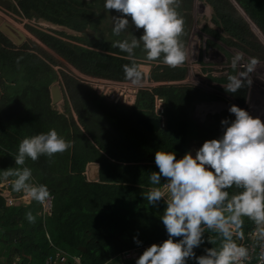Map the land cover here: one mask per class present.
I'll use <instances>...</instances> for the list:
<instances>
[{"label":"trees","instance_id":"obj_1","mask_svg":"<svg viewBox=\"0 0 264 264\" xmlns=\"http://www.w3.org/2000/svg\"><path fill=\"white\" fill-rule=\"evenodd\" d=\"M4 1H8V8L52 26L49 31L41 27L30 29L58 56L31 39L17 46L0 31V180H10L6 188L15 196L14 203L9 205L0 194V257L6 261L0 264H46V259L58 249L80 257L82 264H135L146 247L167 239L159 218L165 205L163 202L158 206L148 205L142 195L150 186V171H158L155 151H175L177 158L189 151L195 104L213 101L218 95L192 86L161 83L184 79L187 69L183 64L173 68L161 60H145L139 48L131 57L112 48L111 40L117 37L112 35V25L107 20L110 15L103 10L104 0ZM235 1L264 34V0ZM205 3L212 9L215 24L235 44L264 57V43L233 0H205ZM191 4L192 0H182L178 9L185 20V46ZM111 14L118 15L116 10ZM130 30L137 37L143 31L136 30L134 25ZM125 35L122 33L120 38ZM59 56L85 75L115 80H128L124 64L134 60L140 65L147 61L151 66L148 79L161 84L140 89L133 106L112 104L72 72L56 69L63 65ZM216 79L223 84L228 82L227 77ZM57 82L64 89L65 112L52 104L51 87ZM246 93L247 86L229 94L242 102ZM156 96L164 100L165 127L150 132L136 122V117L158 116ZM15 98L25 106L7 122L1 110ZM225 117L234 119L229 113ZM117 124L127 128L125 136L116 135ZM50 128L70 141L71 147L51 160L41 156L37 161L26 159L25 165H15L13 155L20 140ZM90 162L100 165L99 181L87 178ZM24 166L32 169L33 182L48 186L53 203L50 210L45 203L23 202L24 194L12 190L14 177L2 175L7 169ZM26 211L33 213L34 223L25 218ZM252 227L246 221V234ZM124 229L129 234H124ZM134 236L142 243L137 244ZM130 250L136 254L125 258L124 254ZM196 251L199 255L202 248ZM69 260L72 261L70 257Z\"/></svg>","mask_w":264,"mask_h":264},{"label":"clouds","instance_id":"obj_2","mask_svg":"<svg viewBox=\"0 0 264 264\" xmlns=\"http://www.w3.org/2000/svg\"><path fill=\"white\" fill-rule=\"evenodd\" d=\"M181 3L182 0H104L103 10L111 16V32L117 37L111 40V47L129 57L139 48L145 60H161L173 68L184 64L188 51L183 40L185 20L178 10ZM234 4L251 28L256 26L236 1ZM112 10L118 15H112ZM132 25L136 30L143 29L138 37L130 30ZM22 32L26 40L21 45L6 36L17 46H22L28 41L27 34ZM122 33L127 35L120 38ZM257 64L256 57H249L245 63L244 53L235 52L230 59L234 74H228L225 91L235 94L250 86L253 82L250 74ZM145 70L134 60L124 64L123 71L128 80L122 81L138 82ZM57 83L61 86L64 105V89ZM103 97L112 104L128 106L135 105L137 100L126 104ZM228 112L234 119L222 118V134L205 140L195 154L191 151L192 143L190 150L179 158L175 151H155L154 163L158 171H150V186L142 195L148 205L158 206L161 202L165 205L159 218L167 239L146 247L135 264H189L190 261L194 264H251L254 258L256 264H264V118L237 104H231ZM156 118L161 128L159 114ZM70 147V141L55 128H50L23 137L13 157L15 165H25L26 159L37 161L46 156L51 160L55 154ZM2 175L14 177L12 190L23 193L27 201L43 205L50 197L48 186L33 182V171L27 166L7 169ZM141 187L144 186L141 184ZM25 218L29 223L35 222L31 211H26ZM246 221L253 225L247 234ZM133 239L137 244L142 243L138 237ZM246 239L252 243H246ZM200 248L202 252L198 255L196 250ZM126 254L133 258L136 251H127L124 256Z\"/></svg>","mask_w":264,"mask_h":264},{"label":"rangeland","instance_id":"obj_3","mask_svg":"<svg viewBox=\"0 0 264 264\" xmlns=\"http://www.w3.org/2000/svg\"><path fill=\"white\" fill-rule=\"evenodd\" d=\"M7 4L8 1L0 0V15L24 31L28 36L27 40L31 39L47 48L46 44L39 39L36 41V37L31 32L30 28L40 29L41 27L49 31V28L52 26L36 18H28L14 9L8 8ZM189 13V34L186 42L188 56L183 64L187 69L186 76L182 80L172 82L164 81L161 83L192 86L209 94L218 95V98H215L213 101L197 102L193 108L192 118L194 119V127L189 130V140L190 144H194L197 140L204 142L207 139L216 138L222 134L223 129L220 126V121L229 113L228 108L231 104H237L250 111L253 115L264 117V57H261V53L255 56L249 52L248 49H244L235 44L234 39L228 36L220 26L215 24L212 19V9L205 3V0H192ZM107 20L109 24L112 25L111 16H109ZM210 29L213 31H210ZM252 29L259 40L261 38L264 42L262 31L256 28V26L252 27ZM66 30L68 29L66 28ZM68 32L71 31L68 30ZM49 51L52 52L51 54L58 56L53 50ZM237 51L244 53L245 63L249 57H256L258 59L255 71L250 74V78L253 82L250 86H247L245 101L242 102H239L232 95L223 91L221 88H224L226 84L216 79L219 77H227L228 74H234V70L230 66V59ZM262 54L264 56L263 52ZM59 59L63 62V65H60L61 67L56 66V69H66L72 72L77 78L85 80L82 75L78 74L79 71L73 69L66 60L61 57ZM149 64L150 63L147 61H142L140 67L142 70L146 69L148 72V68H151ZM139 82L138 86L141 88L150 87L155 84L150 80L146 81L145 75L142 76V80ZM6 87L9 89V84H7ZM56 108L60 112H65L63 109V102L57 104ZM73 115L77 118L76 113L73 112ZM231 115L234 116L233 114ZM115 127L118 128V131L115 129L117 131V136L121 137L127 134V128L122 124H117ZM195 132L196 135H194ZM9 183L10 180H0V194L8 198V201H14L15 196L10 194L7 188H5ZM23 198V202H28L25 195ZM20 204L21 201L17 202L16 206ZM50 209L51 208H49V210ZM123 209L126 208L123 207ZM2 222L4 221L2 220ZM124 234H129L127 229H124ZM125 257L130 258L131 254H126Z\"/></svg>","mask_w":264,"mask_h":264},{"label":"built area","instance_id":"obj_4","mask_svg":"<svg viewBox=\"0 0 264 264\" xmlns=\"http://www.w3.org/2000/svg\"><path fill=\"white\" fill-rule=\"evenodd\" d=\"M78 74L82 75L84 77L85 81L87 83H90L93 89L100 95L105 96L109 100L115 102V103H126V104H132L135 102L138 92L140 90L139 81L133 83L132 81H122V80H112V79H106L101 77H92L87 76L83 73ZM148 74H149V68L148 72L145 70V79L148 81ZM155 83V82H153ZM157 83L153 84L156 85ZM0 97H1V86H0ZM164 100L161 97L156 96L155 100V111L159 114L161 117V126H165V108H164ZM260 116V115H259ZM264 118V117H261ZM15 200V198H14ZM14 201L9 200L7 198V204L11 205ZM52 199L48 198V200L45 202V207L51 208L52 207ZM246 243L251 244L252 242L250 240L246 239ZM69 257L72 259V261L69 260ZM46 264H82L81 260L77 256L70 255L66 251L59 250L55 253L54 256H49L46 259ZM251 264H256L255 258L251 261Z\"/></svg>","mask_w":264,"mask_h":264},{"label":"water","instance_id":"obj_5","mask_svg":"<svg viewBox=\"0 0 264 264\" xmlns=\"http://www.w3.org/2000/svg\"><path fill=\"white\" fill-rule=\"evenodd\" d=\"M235 3V1H234ZM0 30L11 38L17 45H21L26 40V35L19 30L17 27L12 25L7 20H4L0 16ZM85 33V32H84ZM98 65L105 66L106 63L98 62ZM51 95H52V104L55 105L62 101L63 94L61 90V86L58 83H55L51 87ZM24 102L21 101L19 98H15L12 102L5 105L2 110V116L4 119L9 122L14 116L19 115L24 109ZM136 122L144 127L146 130L150 132H156L160 129V122L159 119L156 117H136ZM98 167L100 168L99 163L91 162L88 164V168L90 167ZM94 176L88 177L90 181H99L100 180V173L97 169L94 170ZM85 247H82V250H85Z\"/></svg>","mask_w":264,"mask_h":264},{"label":"crops","instance_id":"obj_6","mask_svg":"<svg viewBox=\"0 0 264 264\" xmlns=\"http://www.w3.org/2000/svg\"><path fill=\"white\" fill-rule=\"evenodd\" d=\"M90 163H91V162H90ZM90 163H89V164H90ZM93 163H96V162H93ZM95 169H97L98 172H99V169H100V168L95 167V166H94V167H91V168H90V167L88 168V166H87V171H86L87 178H88V177H91V176H94V173H95L94 170H95ZM99 173H100V172H99ZM88 180H89V178H88ZM7 190H8L9 193H10V190H9L8 188H7ZM10 194H11V193H10ZM1 247H2V245L0 244V248H1ZM1 249H2V248H1ZM1 249H0V250H1ZM59 250H62V249H58L57 251H59ZM63 251H64V250H63ZM0 261L3 262V263L6 262V261L4 260V258H1V257H0Z\"/></svg>","mask_w":264,"mask_h":264},{"label":"flooded vegetation","instance_id":"obj_7","mask_svg":"<svg viewBox=\"0 0 264 264\" xmlns=\"http://www.w3.org/2000/svg\"><path fill=\"white\" fill-rule=\"evenodd\" d=\"M203 142H195L194 144H191V151L193 152V154H195V150L202 146Z\"/></svg>","mask_w":264,"mask_h":264},{"label":"bare ground","instance_id":"obj_8","mask_svg":"<svg viewBox=\"0 0 264 264\" xmlns=\"http://www.w3.org/2000/svg\"><path fill=\"white\" fill-rule=\"evenodd\" d=\"M264 36V35H263Z\"/></svg>","mask_w":264,"mask_h":264}]
</instances>
